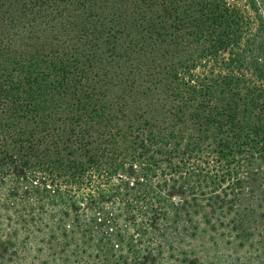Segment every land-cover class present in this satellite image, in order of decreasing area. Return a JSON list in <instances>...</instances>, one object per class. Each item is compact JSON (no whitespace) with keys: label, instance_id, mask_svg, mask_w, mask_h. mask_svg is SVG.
Masks as SVG:
<instances>
[{"label":"trees","instance_id":"16d2710c","mask_svg":"<svg viewBox=\"0 0 264 264\" xmlns=\"http://www.w3.org/2000/svg\"><path fill=\"white\" fill-rule=\"evenodd\" d=\"M0 217L31 264L264 238V0H0Z\"/></svg>","mask_w":264,"mask_h":264},{"label":"rangeland","instance_id":"374dc122","mask_svg":"<svg viewBox=\"0 0 264 264\" xmlns=\"http://www.w3.org/2000/svg\"><path fill=\"white\" fill-rule=\"evenodd\" d=\"M7 227V219L0 217V234H4ZM179 248V253L165 255L166 264H264L262 237L240 245L238 241L219 233L200 232L194 238L184 240ZM5 252V244L1 243L0 258L3 264H31L32 254L27 258L22 254L19 257L13 255L11 260Z\"/></svg>","mask_w":264,"mask_h":264}]
</instances>
